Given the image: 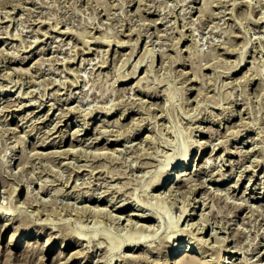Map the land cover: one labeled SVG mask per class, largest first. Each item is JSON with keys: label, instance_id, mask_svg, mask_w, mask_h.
<instances>
[{"label": "rangeland", "instance_id": "rangeland-1", "mask_svg": "<svg viewBox=\"0 0 264 264\" xmlns=\"http://www.w3.org/2000/svg\"><path fill=\"white\" fill-rule=\"evenodd\" d=\"M17 1L18 0H0V75L3 76V78L0 76V97H3L2 99L0 98V104H2L0 105V208L2 207L1 210L3 209L2 211L0 210V221L5 217L4 214L7 209L10 211L12 206L14 207L17 205V201L19 204L17 212L14 211L15 209L11 208V212L14 213H11L10 219H13H11L9 223L6 222L5 228L2 230L0 229V264H58L59 257L57 254H59L63 245L62 251L68 250V252H70V254L68 253V257L71 255V251L73 252L74 250L83 254H80V258L74 261L75 263L73 262L71 264H85L87 262L91 264H109L110 262L111 264H140L141 261V264H161L163 261L165 262V260H167L173 246L180 243L185 244L190 237L192 239L194 238L192 236L196 237V234L199 240L194 238L191 245L196 251L198 249L200 250H198V254L203 260H201L200 264H221V259L224 257L226 261H230L225 264H264V216L261 215L264 214V208H262L264 206V191L262 192V190H264V49H262L264 48V0ZM6 2L7 4L5 5L4 3ZM19 2H21L20 4L22 5H20ZM205 2L206 4H203ZM201 6L202 9L200 8ZM11 8H13V10ZM3 9L7 11L5 12ZM5 14L6 18L9 17V19H11H5ZM2 19L4 21H2ZM152 22L157 25L152 24ZM183 23L186 25H183ZM2 28H4L3 31H1ZM63 30L64 32H62ZM43 31L46 32L43 33ZM45 33L47 34L45 35ZM125 33L126 35H124ZM89 34H91V37ZM183 35H185L184 37L186 38L183 37L181 40L179 39V41L177 39L179 38L178 36L182 37ZM94 36L96 38L93 39ZM115 38L122 39L120 42L122 45H118V41L120 40H116ZM88 39H90V41ZM111 40L112 42H109ZM146 42L148 44H146ZM31 44L33 45L31 46ZM145 45L147 46L145 47ZM21 46L22 48L20 49ZM47 46L49 48H47ZM130 46L134 49L130 48ZM173 47L175 48L172 49ZM83 48L88 50L85 51ZM107 48L108 50H106ZM146 49H149L151 54L147 55L145 52ZM130 51L131 54L129 53ZM103 52L108 54L106 55V53L104 54ZM142 52H145L146 58L142 56L144 55ZM162 52L163 54H161ZM18 55L21 56L19 57ZM72 55L74 56L72 57ZM120 55L124 57L125 60L121 58ZM127 55H130L128 56L130 59H127ZM140 55L141 59L145 58V60L140 59L141 62L140 60L138 61ZM244 56L246 57L245 59H243ZM87 57L89 63L86 62ZM38 58L40 60L34 63ZM69 58H75V61L72 59L73 62ZM89 58H91V60H89ZM152 60L154 62H151ZM137 62L141 63V65L137 68L138 71L133 76L132 71L134 72L135 69L133 68L138 64ZM150 62L152 66L148 68V71L147 67L151 64ZM100 64L102 65L100 66ZM236 64H239L238 67ZM84 65L85 67H83ZM12 67L15 69H12ZM16 67H22L23 70H21V73L19 70L14 71L17 70ZM66 67L72 73L67 72V70H65ZM73 68L76 70L73 71ZM25 69H28L26 71L30 75ZM259 69H262V72ZM146 72L147 75L145 74ZM259 73L263 76H259ZM21 74L24 75V78H22L23 76ZM123 74L126 75L128 79ZM141 75L144 76V78L141 77ZM138 76L139 81L143 80L141 82V88H139L140 82H138L139 84L135 83V81H138ZM193 77L196 79L194 80ZM18 78H21L20 80L22 82ZM141 78L143 79L140 80ZM30 79L32 81H30ZM249 81L252 82L249 83ZM71 82L74 84L72 85ZM2 86H4L5 89H3ZM118 87L119 91L116 89ZM28 88L30 90H32V88L36 90L32 92ZM69 88H71V90ZM27 90L30 92H27ZM67 91L69 95L71 94L74 97H71V95L68 96ZM120 91L122 93H120ZM25 93L26 95L24 96ZM55 95L56 98L54 97ZM7 97H12L11 100L14 101L12 102L14 103L13 105L12 103L10 104L11 106L7 105L9 101ZM42 101L43 104L41 103ZM20 102L25 104H21ZM112 104L115 105L114 108ZM3 105L7 107L5 106L4 108ZM73 106L76 107L73 108ZM67 108L73 111L70 113L69 121L67 120L66 124L65 121L63 122L64 124L62 127L64 129L66 128V134L63 137V132L60 133V129L55 132L57 128H54V126L56 122L59 121V117L68 111ZM103 108L109 110L106 111L107 114H105L106 112ZM76 109L78 112L75 111ZM99 109H102V111L100 110L98 112ZM38 110L40 113L35 115V112ZM91 110H94L93 114ZM27 111L30 113H27ZM44 112L46 114H44ZM62 112L63 114H61ZM240 112L242 113L239 114ZM77 113L80 114V116H77ZM121 114L124 116L120 119L119 116H121ZM33 118H35V121H33ZM51 118L54 119L52 120ZM77 118L80 119L78 120ZM36 119H40V121H36ZM55 119H57V121ZM114 121L115 123L117 122L119 126L115 124ZM120 122H122V124H120ZM100 123H102L101 127ZM52 124L54 126H52ZM2 126L8 127L3 129ZM78 126H81V128ZM228 126H231V128ZM12 127L15 131L10 129ZM72 128L74 131L75 129H81V132H79L81 134L76 137V140H74L75 136H73ZM105 128H107V130ZM207 128L208 130L205 131ZM214 128L218 129V132H216L217 130ZM202 131L204 132L202 133ZM20 133L21 137L19 135ZM115 133H118L119 136ZM238 133L241 134L238 135ZM94 134L96 135L93 138L92 136ZM211 134L213 136H211ZM253 137H255V139ZM110 139H112V141H110ZM197 139H206L208 141L206 142L210 144H207L204 150L200 152L196 144ZM193 140L196 141L195 144L192 143L194 142ZM221 141L224 144L220 145ZM88 142L90 145H88ZM97 143L98 147L102 146L101 148H103L102 150L99 148V153L96 150ZM226 143L227 145L225 146ZM42 144L44 145L42 146ZM214 145H216L217 148H215V151H219L217 154H214L215 151L211 153ZM255 145L257 146L255 147ZM69 147H72V150H76H74L75 155L73 151L71 153L66 152L65 155L64 149L67 150ZM80 147L81 149H79ZM108 147L112 152L109 151ZM82 148H84V150ZM57 149L58 153L56 152ZM85 149L87 152L90 151V154H92L93 151L97 152L99 155L96 153H93L94 156L93 154L90 155L86 153ZM114 149L116 150L114 151ZM36 150L42 151L43 154L46 151L49 155L45 153L47 155L46 157L45 154L41 155L42 152L39 151L38 154L41 155L39 156ZM81 150H83L84 153L81 152ZM186 150L189 151L186 157L190 159L189 165L192 163L191 170L192 172L194 171V175L191 174L189 176L191 178L187 179L186 185L179 188L177 187L180 192L175 188L172 194L165 192L164 195L163 190L165 186L160 188V181L165 178L172 168L176 171L178 160L183 156ZM231 150L234 151V154L228 153ZM235 150L238 152H235ZM33 151L35 153H33ZM60 151H62V153ZM102 151H104L103 153L109 151L107 153L112 154V156L106 153L107 155L104 157L105 154L102 153V155H100ZM51 152L55 153L51 155ZM113 152L115 153L114 155ZM172 153L173 156L168 158L167 156ZM61 154H63V156H61ZM64 155L67 158H65ZM98 156L101 157L99 158ZM62 159L63 162H61ZM206 159H208V162L204 163ZM230 159L232 163L229 161ZM197 161L200 165L196 170L195 167H197V165L195 162ZM257 161L261 164L259 165ZM4 162L7 166L4 165ZM64 162L65 164H63ZM74 163L78 164L76 169ZM8 164L10 166H8ZM81 164L82 167L80 166ZM203 164L204 166H202ZM68 165L70 166L68 167ZM93 166L97 168L95 169ZM161 167L164 168V173L155 178L157 171ZM220 168L222 172H220ZM244 168L247 171L244 170ZM255 173L256 175L254 176L253 174ZM224 176L229 177L223 178ZM251 177H253L252 180H250ZM176 178V174L170 173L166 183L174 185L177 181L175 180ZM218 178L220 179L218 180ZM257 178V182L253 184ZM154 180H157L156 182L159 180V184ZM189 180L195 184L192 182L189 183ZM196 181H200V184H196ZM75 182L78 186L74 185ZM201 182L205 185L202 186ZM187 184H192V186ZM206 184L208 185L207 187ZM229 185L232 188L228 187ZM190 189H194V192ZM14 190L15 192H13ZM186 190L188 191L187 193ZM245 190L246 192H244ZM182 191H184L183 194ZM210 191L212 193H209ZM215 191L216 193L214 194L213 192ZM221 191H228L229 193L227 192L228 195H225V193L219 194ZM11 193L13 195H11ZM91 193L96 194L93 195ZM209 194L211 195L209 196ZM188 196L190 199L187 198ZM224 196H227V198ZM27 198L29 202L25 200ZM243 198L248 202H244ZM34 200L37 201V204L33 203ZM202 200L206 202L203 203ZM40 201L46 204H41ZM242 202L244 204L248 203L249 206L250 203L251 205L253 204L254 206L252 205V208L257 204V209L253 208V210H250L252 208H249L246 204L245 207L247 208H245L241 206V204H243ZM27 203H29V206ZM118 203H122L121 206H117ZM183 203L184 206H182ZM260 203H262V206L259 205ZM40 204L44 205L45 208L47 207V210L41 207ZM92 205L95 208L92 207ZM231 206L232 208H229ZM237 206L239 208H235ZM5 207L6 209H4ZM97 207H100V212L97 211ZM101 207L106 208V211ZM36 208L38 211H36ZM42 208H44L43 210L46 213L41 210ZM184 208H188L190 212L195 211V213L193 215H189L187 212L183 214ZM258 208L261 210V213ZM71 209L73 212L70 211ZM87 209H89V211ZM40 210L43 212L40 213ZM95 210L99 213H94L93 211ZM18 211L22 212V214L24 213V215H20ZM76 211L78 212L77 215L75 214ZM132 211L137 213L129 214V212L131 213ZM138 213H142V215L140 216ZM143 213H145V216ZM200 213H206L208 216H204V214L202 215ZM234 213H237V215H234ZM179 214L182 218H180ZM15 215H20V217H24L25 219L23 220V218L20 217L18 219L17 216L15 220ZM122 215L123 218H121ZM255 217H257V219ZM203 218H207V220H202ZM127 219H131L129 223L132 222L133 224H128ZM178 219L179 222L175 228L174 222ZM22 220L23 222L27 221L26 225ZM42 220L45 222L42 223ZM3 221H6V219ZM228 221L229 223H227ZM21 222L23 223L22 226ZM126 222L127 226L125 225ZM140 223H144V226ZM138 225L141 226L138 227ZM255 225H259L258 227L261 228V230ZM200 227L204 230L203 233L200 232L202 231ZM237 227L242 231L240 230V232ZM58 228L63 230L60 229L59 231ZM256 229L260 231H256ZM73 230L77 234H74ZM214 231L218 232V239ZM49 232L51 233L50 236ZM212 232H214V234ZM194 233L196 234L194 235ZM211 233L213 235H211ZM133 234L139 235L141 237L140 240L130 242L128 238ZM14 235L18 236L20 244L14 249L16 253L13 251L15 254H11L6 248L7 244L13 240ZM202 236H204L205 239L209 238V240H207L206 243H202V241H200ZM222 236L223 239L226 240L221 239ZM234 236L236 237L234 238ZM45 238L48 242L50 241V243L46 244V252L39 247L41 246L40 244L45 242ZM23 239H29L31 241L30 245L27 246L26 243H23ZM216 239L220 241V243L217 242ZM167 241L171 243L168 244ZM208 241L211 244L208 245ZM221 241L227 243L225 244L227 247ZM112 243L119 244V246L110 249ZM234 243L237 249L241 250L231 259L232 254L227 253V248H233V245H235ZM34 246L36 249H33ZM104 247H106V250ZM255 247L257 248L255 249ZM79 248L82 250H79ZM36 250H38V252ZM83 250L87 253L83 252ZM25 251H28V253ZM32 251H35L37 254ZM179 252H181V248L172 252V254L175 253L177 255ZM42 253L43 255L41 256ZM127 253L131 254L126 255L128 258L125 256ZM30 254L33 255L30 256ZM132 255L133 259L130 257ZM37 257H39V260ZM84 257L85 260H83ZM63 260L65 261L66 258ZM132 260L135 261L133 262ZM241 260L243 263L239 262ZM254 261L255 263H253Z\"/></svg>", "mask_w": 264, "mask_h": 264}, {"label": "bare ground", "instance_id": "bare-ground-1", "mask_svg": "<svg viewBox=\"0 0 264 264\" xmlns=\"http://www.w3.org/2000/svg\"><path fill=\"white\" fill-rule=\"evenodd\" d=\"M18 1H19V0H18ZM18 1H17V2H18ZM192 1H193V0H192ZM197 1H198V0H197ZM204 1H207V0H204ZM204 1H203V2H204ZM252 1H253V0H252ZM257 1H258V0H257ZM200 2H201V1H200ZM255 2H256V1H255ZM12 3H13V2H12ZM20 3H21V2H19V4H20ZM189 3H190V2H189ZM253 3H254V2H253ZM4 4L6 5L7 2L4 3ZM15 4H16V3H15ZM17 4H18V3H17ZM203 4H206V2L203 3ZM0 5H1V3H0ZM12 5H13V4H12ZM20 5H22V4H20ZM250 5H251V4H250ZM15 6H16V5H15ZM3 7H4V6H3ZM3 7H1V8H3ZM17 7H18V6H17ZM19 7H21V6H19ZM194 7H195V6H194ZM196 7H198V6H196ZM204 7H205V5H204ZM14 8H15V7H14ZM200 8L202 9V6H201ZM205 8H206V7H205ZM4 9H5V8H4ZM4 9H3V10H4ZM6 9H7V8H6ZM11 9L13 10V8H11ZM17 9H18V8H17ZM191 9H192V8H191ZM12 10H11V11H12ZM196 10H197V9H196ZM4 11L6 12L7 10H4ZM191 11H193V10H191ZM202 11H204V10H202ZM202 11H200V12H202ZM0 12H1V11H0ZM9 12H10V11H9ZM13 12H14V11H13ZM184 12H185V11H184ZM7 13H8V12H7ZM32 13H33V12H32ZM158 14H159V13H158ZM183 14H184V13H183ZM37 15H39V14H37ZM3 16H4V15H3ZM40 16H41V15H40ZM158 17H159V16H158ZM1 18H3V17H1ZM4 18H5V19H9V17L6 18V14H5V17H4ZM39 18H41V17H39ZM159 18H162V17L160 16ZM10 19H11V18H10ZM10 19H9V20H10ZM153 19H154V18H153ZM156 20H157V18H156ZM2 21H4V20L2 19ZM35 21H36V20H35ZM41 21H42V20H41ZM43 21H44V20H43ZM152 21H153V20H152ZM159 21H160V20H159ZM166 21H168V20H166ZM0 22H1V21H0ZM153 22H154V21H153ZM153 22H152V24H154ZM155 22H156V21H155ZM161 22H162V20H161ZM44 23H45V22H44ZM149 23H150V22H149ZM156 23H157V22H156ZM159 23H160V22H159ZM162 23H163V22H162ZM164 23H165V22H164ZM154 25H157V24H154ZM183 25H186V24L183 23ZM39 26H40V25H39ZM41 26H42V25H41ZM50 26H51V25H50ZM57 26H58V25H57ZM93 26H94V25H93ZM2 27H3V26H2ZM51 27H52V26H51ZM51 27H50V28H51ZM155 27H156V26H155ZM32 28H34V27H32ZM93 28H94V27H93ZM35 29H36V28H35ZM35 29H34V31H35ZM37 29H38V27H37ZM37 29H36V30H37ZM53 29H54V27H53ZM55 29H56V28H55ZM60 29H61V28H60ZM156 29H157V28H156ZM3 30H4V28H2L1 31H3ZM38 30H39V29H38ZM96 30H97V29H96ZM31 31H32V30H31ZM34 31H32V32H34ZM40 31H41V28H40ZM58 31H59V30H58ZM99 31H100V30H99ZM182 31H183V30H182ZM38 32H39V31H38ZM41 32H42V31H41ZM44 32H46V31H43V33H44ZM48 32H49V30H48ZM62 32H64V30H63ZM69 32H70V31H69ZM131 32H132V31H131ZM35 33H36V32H35ZM39 33H40V32H39ZM43 33H42V34H43ZM65 33H66V32H65ZM67 33H68V31H67ZM184 33H185V32H184ZM25 34H26V33H25ZM46 34H47V33H45V35H46ZM49 34H50V33H49ZM49 34H48V35H49ZM70 34H71V32H70ZM93 34H94V33H93ZM185 34H186V33H185ZM31 35H32V34H31ZM43 35H44V34H43ZM65 35H66V34H65ZM65 35H64V36H65ZM67 35H68V34H67ZM89 35H90V37H91V34H89ZM124 35H126V33H125ZM33 36H34V35H33ZM50 36H51V35H50ZM50 36H49V37H50ZM95 36H96V35H95ZM95 36L93 37V39L96 38ZM128 36H130V35H128ZM184 36H185V35H183L182 37H181V36H178L179 38H177V39H178V40H179V39L181 40ZM25 37H26V36H25ZM34 37H35V36H34ZM36 37H37V36H36ZM55 37H56V36H55ZM55 37H53V38H55ZM61 37H62V36H61ZM97 37H98V36H97ZM130 37H131V36H130ZM130 37H129V38H130ZM138 37H139V36H138ZM138 37H137V38H138ZM176 37H177V36H176ZM53 38H52V39H53ZM120 38H121V37H120ZM139 38H140V37H139ZM184 38H186V37H184ZM25 39H26V38H25ZM37 39H38V38H37ZM39 39H40V36H39ZM115 39H116V38H115ZM133 39H134V38H133ZM133 39H132V40H133ZM135 39H136V38H135ZM28 40H29V39H28ZM43 40H44V39H43ZM88 40L90 41V39H88ZM88 40H87V41H88ZM116 40H120V41H118V45L121 44L120 42H121L122 39H116ZM124 40H125V39H124ZM127 40H129V39H127ZM127 40H126V41H127ZM130 40H131V39H130ZM180 40H179V41H180ZM30 41H31V40H30ZM59 41H60V40H59ZM62 41H63V39H62ZM91 41H92V39H91ZM113 41H115V40H113ZM135 41H138V40H135ZM179 41H178V42H179ZM28 42H29V41H28ZM36 42H37V40H36ZM40 42H41V40H40ZM109 42H112V40L109 41ZM122 42H123V41H122ZM127 42H128V41H127ZM127 42H126V43H127ZM26 43H27V41H26ZM30 43H31V42H30ZM30 43H29V44H30ZM32 43H34V42H32ZM59 43H60V42H59ZM63 43H64V42H63ZM68 43H69V42H68ZM124 43H125V42H124ZM37 44H38V43H37ZM61 44H62V43H61ZM101 44H102V43H101ZM106 44H107V43H106ZM116 44H117V43H116ZM146 44H148V43L146 42ZM150 44H151V42H150ZM178 44H179V43H178ZM178 44H177V45H178ZM20 45H21V44H20ZM24 45H25V44H24ZM24 45H22V46H24ZM32 45H33V44H31V46H32ZM39 45H40V44H39ZM58 45H59V44H58ZM85 45H86V44H85ZM121 45H122V44H121ZM128 45H129V44H128ZM130 45H131V44H130ZM177 45H176V46H177ZM22 46L20 47V49L22 48ZM27 46H28V45H27ZM133 46H134V45H133ZM135 46H136V45H135ZM146 46H147V45H145V47H146ZM173 46H174V45H173ZM176 46H175V47H176ZM24 47H25V46H24ZM29 47H30V46H29ZM149 47H151V46H149ZM175 47H173L172 49H174ZM228 47H229V46H228ZM228 47H226V48H228ZM44 48H45V47H44ZM44 48H43V49H44ZM47 48H49V47L47 46ZM81 48H82V47H81ZM90 48H91V47H90ZM108 48H109V47H108ZM108 48H107L106 50H108ZM130 48H133V47L130 46ZM176 48H178V47H176ZM223 48H224V47H223ZM23 49H24V48H23ZM27 49H29V48H27ZM41 49H42V47H41ZM83 49H84V48H83ZM83 49H82V50H83ZM88 49H89V47H88ZM88 49H86V50H88ZM95 49H96V48H95ZM133 49H134V48H133ZM153 49H154V48H153ZM179 49H180V48H179ZM262 49H264V48H262ZM0 50H1V49H0ZM84 50H85V49H84ZM84 50H83V51H84ZM86 50H85V51H86ZM162 50H163V49H162ZM175 50H176V49H175ZM181 50H182V49H181ZM181 50H180V51H181ZM228 50H230V49H228ZM228 50H227V51H228ZM26 51H27V50H26ZM40 51H41V50H40ZM89 51H90V49H89ZM99 51H100V50H99ZM102 51H103V50H102ZM115 51H116V50H115ZM132 51H133V50H132ZM160 51H161V50H160ZM176 51H177V50H176ZM180 51H179V52H180ZM230 51H231V50H230ZM6 52H7V51H6ZM41 52H42V51H41ZM117 52H118V51H117ZM120 52H121V51H120ZM145 52L147 53V55H148V54H151V51H150L149 49H148V50L146 49ZM145 52H144V53H145ZM163 52H165V51H163ZM163 52H162L161 54H163ZM179 52H178V53H179ZM103 53L105 54L106 52H103ZM103 53H102V56H103ZM129 53L131 54V51H130ZM142 53H143V52H142ZM142 53H141V55H142ZM144 53H143V54H144ZM180 53H181V52H180ZM228 53H229V52H228ZM231 53H232V52H231ZM2 54H3V53H2ZM18 54H19V53H18ZM84 54H85V53H84ZM107 54H108V53H106V55H107ZM127 54H128V53H127ZM75 55H76V54H75ZM121 55H122V54H121ZM121 55H120V57H121ZM125 55H126V53H125ZM141 55L139 56L138 61L141 59ZM4 56H5V55H4ZM18 56H19V55H18ZM20 56H21V55H20ZM20 56H19V57H20ZM73 56H74V55H72V57H73ZM76 56H77V55H76ZM123 56H124V53H123ZM128 56H130V55H127V59H130V58H128ZM142 56H145V54L142 55ZM6 57H7V56H6ZM16 57H17V56H16ZM22 57H23V56H22ZM27 57H28V56H27ZM105 57H106V56H105ZM105 57H104V58H105ZM107 57H108V56H107ZM120 57H119V58H120ZM2 58H3V56H2ZM83 58H84V57H83ZM91 58H92V57H91ZM91 58H89V60H91ZM119 58H118V59H119ZM121 58L124 59V57H121ZM125 58H126V57H125ZM145 58H146V56H145ZM145 58H143V59L145 60ZM245 58H246V57L244 56L243 59H245ZM25 59H26V58H25ZM67 59H68V58H67ZM69 59H71V58H69ZM72 59H73V58H72ZM72 59H71V61H73V60L75 61V58H74L73 60H72ZM143 59H141V60H143ZM2 60H3V59H2ZM5 60H6V59H5ZM18 60H19V58H18ZM39 60H40V59L38 58V59L36 60V62H34V63H37ZM65 60H66V59H65ZM84 60H85V59H84ZM87 60H88V57H87V59H86V62L89 63V61H87ZM106 60H107V59H106ZM124 60H125V59H124ZM141 60H140V62H141ZM7 61H9V60H7ZM22 61H23V60H22ZM68 61H69V60H68ZM74 61H73V62H74ZM102 61H103V58H102ZM127 61H128V60H127ZM127 61H126V62H127ZM65 62H66V61H65ZM84 62H85V61H84ZM103 62H104V61H103ZM103 62H101V63H103ZM126 62H125V63H126ZM151 62H154V61L152 60ZM151 62H150V63H151ZM62 63H64V62H62ZM69 63H70V62H69ZM97 63H99V62H97ZM97 63H96V64H97ZM125 63H124V64H125ZM135 63H136V62H135ZM135 63H134V65H135ZM137 63H138V64L135 65V68H133V69H135L134 72L132 71V75H133V76H134V75L136 74V72L138 71L137 68L141 65V63H139V62H137ZM239 63H240V62H239ZM65 64H66V63H65ZM147 64H148V63H147ZM4 65H5V64H4ZM35 65H36V64H35ZM86 65H87V64H86ZM101 65H102V64H100V66H101ZM104 65H105V63H104ZM104 65H103V66H104ZM106 65H107V64H106ZM148 65H149V64H148ZM238 65H239V64H238ZM238 65L236 64L237 67H238ZM8 66H10V65H8ZM33 66H34V65H33ZM65 66H66V65H65ZM150 66H152V63L147 67V70H148V68H149ZM209 66H210V65H209ZM236 66H235V68H236ZM27 67H28V66H27ZM83 67H85V65H84ZM141 67H142V66H141ZM207 67H208V66H207ZM23 68H25V67H23ZM28 68H29V67H28ZM249 68H250V67H249ZM251 68H252V66H251ZM12 69H15V68L12 67ZM16 69H17V70H14V71H18V70H19L20 73H21V70H23L22 67H16ZM69 69H70V68H69ZM71 69H72V68H71ZM77 69H78V68H77ZM26 70H28V69H25V71H26ZM65 70H67V72H71V71L68 70L67 67H66ZM74 70H76V69L73 68V71H74ZM259 70H260V69H259ZM259 70H258V71H259ZM261 70H262V69H261ZM261 70H260V71H261ZM1 71H2V70H1ZM5 71H6V70H5ZM25 71H24V72H25ZM148 71H149V70H148ZM148 71H147V72H148ZM256 71H257V70H256ZM258 71H257V72H258ZM260 71H259V72H260ZM22 72H23V71H22ZM26 72H27V71H26ZM147 72L145 73L146 75H147ZM257 72H256V73H257ZM261 72H262V71H261ZM4 73H5V72H4ZM11 73H12V72H11ZM13 73H14V72H13ZM27 73H28V72H27ZM27 73H26V74H27ZM30 73H31V72H30ZM71 73H72V72H71ZM5 74H6V73H5ZM5 74H4V75H5ZM15 74H16V73H15ZM28 74H29V73H28ZM28 74H27V75H28ZM130 74H131V72H130ZM9 75H11V74H9ZM21 75H22V74H21ZM29 75H30V74H29ZM123 75H124V74H123ZM123 75H122V76H123ZM127 75H128V74H127ZM132 75H131V76H132ZM252 75H253V74H252ZM260 75H261V73H259V76H260ZM0 76H1V75H0ZM5 76H6V75H5ZM5 76H4V77H5ZM11 76H12V75H11ZM19 76H20V75H19ZM22 76H23V77H22ZM22 76H20V77L24 78V75H22ZM31 76H32V74H31ZM33 76H34V75H33ZM124 76H126V75H124ZM259 76H258V77H259ZM262 76H263V75H261V77H262ZM1 77L3 78V76H1ZM9 77H10V76H9ZM26 77H27V76H26ZM126 77H127V76H126ZM126 77H125V78H126ZM129 77H130V76H129ZM141 77L144 78V76H142V75H141ZM145 77H146V76H145ZM196 77H197V76H196ZM261 77H260V78H261ZM118 78H119V77H118ZM133 78H134V77H133ZM143 78H141L140 80H142ZM193 78H194V80L196 79L195 77H193ZM250 78H252V77H250ZM253 78H255V77H253ZM18 79L20 80L21 78H18ZM18 79H17V80H18ZM31 79H32V78H31ZM31 79H30V81H32ZM127 79H128V77H127ZM17 80H16V82L18 83L19 80H18V81H17ZM22 80H24V79H22ZM33 80H35V79H33ZM20 81H21V80H20ZM20 81H19V82H20ZM116 81H117V79H116ZM116 81H115V83H116ZM142 81H143V80H142ZM142 81H139V76H138V81H137V82L135 81L136 84H139L138 82H140V87H139V88H141V85H142L141 82H142ZM252 81H253V79H252ZM252 81H249V83H251ZM16 82H15V83H16ZM21 82H22V81H21ZM23 82H24V81H23ZM73 82H74V81H73ZM73 82H71L72 85L74 84ZM17 83H16V84H17ZM27 83H28V82H27ZM33 83H34V81H33ZM52 83H54V82H52ZM132 83H133V82H132ZM133 84H134V83H133ZM22 85H23V84H22ZM29 85H30V84H29ZM13 86H14V85H13ZM129 86H130V85H129ZM132 86H135V85H132ZM138 86H139V85H138ZM2 87H3V89H5L4 86H2ZM14 87H15V86H14ZM19 87H20V86H19ZM19 87H18V88H19ZM25 87H26V86H25ZM126 87H127V86H126ZM21 88H22V87H21ZM29 88H30V87H29ZM29 88H28V89H29ZM60 88H61V87H60ZM121 88H122V86H121ZM135 88H136V87H135ZM0 89H1V88H0ZM10 89H11V88H10ZM57 89H58V88H57ZM67 89H68V88H67ZM69 89L71 90V88H69ZM116 89L119 91V87L116 88ZM124 89H125V88H124ZM128 89H129V88H128ZM190 89H191V88H190ZM29 90H30V89H29ZM29 90H27V92H30V91L33 92L34 89L32 88V90H30V91H29ZM35 90H36V89H35ZM35 90H34V92H35ZM120 90H121V89H120ZM125 90H126V89H125ZM139 90H140V89H139ZM141 90H142V89H141ZM18 91H19V90H18ZM51 91H52V90H51ZM72 91H73V90H72ZM121 91H122V90H121ZM121 91H120V93L123 92V91H122V92H121ZM27 92H26V93H27ZM67 92H68V91H67ZM126 92H127V91H126ZM26 93L24 94V96L26 95ZM50 93H51V92H50ZM53 93H54V91H53ZM62 93H63V92H62ZM74 93H75V92H74ZM123 93H124V92H123ZM134 93H135V92H134ZM22 94H23V93H22ZM27 94H28V93H27ZM51 94H52V93H51ZM66 94H67V93H66ZM75 94H76V93H75ZM75 94H74V95H75ZM198 94H199V92H198ZM13 95H14V94H13ZM43 95H44V94H43ZM45 95H46V93H45ZM59 95H61V94H59ZM70 95H71V94H70ZM70 95H69V92H68V96H70ZM18 96H19V95H18ZM24 96H23V97H24ZM36 96H37V94H36ZM47 96H49V95H47ZM19 97H20V96H19ZM45 97H46V96H45ZM45 97H44V98H45ZM50 97H51V96H50ZM54 97L56 98V95H55ZM60 97H61V96H60ZM71 97H74V96L71 95ZM71 97H70V98H71ZM75 97H76V95H75ZM0 98L2 99L3 97H0ZM7 98H9V101H8L7 105H10L12 102H14V101L11 100L12 97H11V98H10V97H7ZM13 98H14V97H13ZM16 98H18V97H16ZM47 98H48V97H47ZM68 98H69V97H68ZM68 98H67V99H68ZM25 99H26V98H25ZM28 99H29V98H28ZM30 99H31V97H30ZM38 99H39V97H38ZM41 99H42V97H41ZM52 99H53V97H52ZM22 100H23V99H22ZM44 100H45V99H44ZM71 100H72V98H71ZM195 100H196V99H195ZM18 101H19V100H18ZM68 101H69V100H68ZM22 102H23V101H22ZM22 102H20V103H21V104H25V103H22ZM27 102H28V101H27ZM29 102H30V101H29ZM37 102H39V101H37ZM49 102H50V101H49ZM3 103H4V102H3ZM5 103H6V102H5ZM35 103H36V101H35ZM41 103L43 104V101H42ZM47 103H48V102H47ZM67 103H68V102H67ZM13 104H14V103H12V105H13ZM21 104H20V106H21ZM42 104H41V105H42ZM48 104H49V103H48ZM53 104H54V103H53ZM0 105H2V104H0ZM29 105H30V104H29ZM41 105H40V106H41ZM112 105H113V104H112ZM3 106H4V105H3ZM5 106H6V105H5ZM5 106H4V108H5ZM10 106H11V105H10ZM15 106H16V105H15ZM18 106H19V105H18ZM20 106H19V107H20ZM22 106H25V105H22ZM27 106H28V105H27ZM31 106H32V105H31ZM42 106H43V105H42ZM50 106H51V105H50ZM6 107H7V106H6ZM13 107H14V106H13ZM52 107H54V106H52ZM70 107H71V106H70ZM70 107H69V108H70ZM75 107H76V106H75ZM75 107L73 106V108H75ZM105 107H107V106H105ZM110 107H112V106H110ZM114 107H115V105H113V108H114ZM0 108H1V107H0ZM4 108H2V109H4ZM9 108H11V107H9ZM17 108H18V107H17ZM20 108H21V107H20ZM61 108H62V107H61ZM64 108H66V107H64ZM113 108H110V109H113ZM32 109H33V108H32ZM39 109H40V108H39ZM48 109H49V108H48ZM67 109H68V108H67ZM95 109H97V108H95ZM103 109H104L105 112H106V111H109L107 108H106V110H105V108H103ZM11 110H13V109H11ZM14 110H15V109H14ZM50 110H51V109H50ZM65 110H66V109H65ZM65 110H64V111H65ZM100 110L102 111V109H99L98 112H99ZM125 110H126V109H125ZM1 111H2V110H1ZM35 111H36V110H35ZM72 111H73V110H69V109H68V111H66L64 114H63V112H62L61 114H63V115L59 117V121L56 122V125L54 126V125L52 124V126H54V128H57L55 132H57L59 129H60V133L63 132V133H62V136H63V137H64L65 134H66V128L64 129V128L62 127V125L64 124L63 122L65 121V124H66V121H67L68 119H70V113H71ZM75 111H77V109H76ZM75 111H74V112H75ZM110 111H111V110H110ZM5 112H6V111H5ZM28 112H29V111H27V113H28ZM31 112H33V111H31ZM45 112H46V111H45ZM45 112H44V114H46ZM50 112H51V111H50ZM77 112H78V111H77ZM79 112H80V110H79ZM89 112H90V111H89ZM89 112H88V113H89ZM91 112H92V114H93L94 110H93V111L91 110ZM122 112H123V111H122ZM232 112H233V111H232ZM2 113H3V112H2ZM6 113H7V112H6ZM27 113H25V114H27ZM29 113H30V112H29ZM39 113H40V111L38 110L37 112H35V115H36V114H39ZM80 113H81V112H80ZM82 113H83V112H82ZM125 113H126V112H125ZM234 113H236V112H234ZM241 113H242V112H240L239 114H241ZM17 114H18V113H17ZM25 114H24V119H25ZM77 114H78V113H77ZM92 114H91V115H92ZM105 114H107V112H106ZM5 115H6V114H5ZM7 115H8V114H7ZM41 115H42V114H41ZM75 115H76V114H75ZM85 115H88V114H85ZM85 115H83V116H85ZM1 116H2V115H1ZM8 116H9V115H8ZM13 116H14V115H13ZM73 116H74V115H73ZM77 116H80V114H78ZM81 116H82V115H81ZM122 116H124V115L121 114V116H119V118H120V119L123 118ZM21 117H22V115H21ZM27 117H28V116H27ZM27 117H26V118H27ZM35 117H37V116H35ZM39 117H40V116H39ZM39 117H38V118H39ZM44 117H45V116H44ZM46 117H47V116H46ZM75 117H76V116H75ZM85 117H86V116H85ZM85 117H84V118H85ZM116 117H118V116H116ZM242 117H243V114H242ZM242 117H241V118H242ZM0 118H1V117H0ZM40 118H41V117H40ZM100 118H101V117H100ZM125 118H126V117H125ZM132 118H133V117H132ZM132 118H131V120H132ZM241 118H240V119H241ZM31 119H32V118H31ZM34 119H35V118H33V121H35ZM41 119H42V118H41ZM51 119H52V118H51ZM53 119H54V118H53ZM53 119H52V120H53ZM57 119H58V118H57ZM57 119H55V120L57 121ZM77 119H78V118H77ZM79 119H80V118H79ZM79 119H78V120H79ZM81 119H82V118H81ZM104 119H105V118H104ZM114 119H115V118H114ZM117 119H118V118H117ZM120 119H119V120H120ZM243 119H244V118H243ZM20 120H21V119H20ZM29 120H30V119H29ZM52 120H51V121H52ZM55 120H54V121H55ZM73 120H74V119H73ZM102 120H103V119H102ZM0 121H1V119H0ZM30 121H31V120H30ZM36 121H40V119H39V120L36 119ZM41 121H42V120H41ZM68 121H69V120H68ZM81 121H82V120H81ZM84 121H86V120H84ZM115 121H116V120H115ZM115 121H114V123H115ZM117 121H118V120H117ZM241 121L245 122L244 120H241ZM4 122H5V120H4ZM105 122H106V121H105ZM108 122H109V121H108ZM5 123H6V122H5ZM35 123H36V122H35ZM50 123H51V122H50ZM54 123H55V122H54ZM85 123H86V122H85ZM87 123H88V122H87ZM109 123H110V122H109ZM118 123H119V122H118ZM234 123H236V122H234ZM240 123H241V122H240ZM6 124H7V123H6ZM17 124H18V123H17ZM45 124H46V123H45ZM67 124H68V123H67ZM76 124H77V122H76ZM79 124H80V123H79ZM79 124H78V125H79ZM106 124H107V122H106ZM115 124H117V122H116ZM120 124H122V122H120ZM124 124H125V123H124ZM241 124H243V123H241ZM19 125H20V124H19ZM48 125H49V124H48ZM101 125H102V123H100V127H101ZM112 125H113V124H112ZM112 125H110V126H112ZM117 125H118V124H117ZM233 125H234V124H233ZM29 126H30V125H29ZM37 126H38V125H37ZM39 126H40V125H39ZM44 126H45V125H44ZM84 126H86V125H84ZM110 126H109V127H110ZM114 126H115V125H114ZM118 126H119V125H118ZM120 126H121V125H120ZM234 126H235V125H234ZM234 126H233V127H234ZM5 127H8V126H5ZM5 127L2 126L3 129H5ZM15 127H16V126H15ZM32 127H35V126H32ZM49 127H50V125H49ZM78 127H79V126H78ZM87 127H88V125H87ZM102 127H103V126H102ZM105 127H106V126H105ZM210 127H211V126H210ZM228 127H229V126H228ZM38 128H39V127H38ZM45 128H46V127H45ZM76 128H77V126H76ZM79 128H81V126H80ZM212 128H213V127H212ZM229 128H231V126H230ZM10 129L14 130L13 127L10 128ZM16 129H17V127H16ZM30 129H31V128H30ZM32 129H33V128H32ZM42 129H43V128H42ZM72 129H73V128H72ZM105 129L107 130V128H105ZM108 129H109V128H108ZM200 129H201V128H200ZM209 129H210V128H209ZM214 129H215V128H214ZM214 129H213V130H214ZM33 130H34V129H33ZM39 130H40V129H39ZM80 130H81V129H80ZM80 130H79V129H75V131H74V129H73V131H72L73 134H74L73 136H75V137H74V138H75L74 140H76V139H77L76 137H77L79 134H81V133H79V132H81ZM106 130H103V131H106ZM109 130H110V129H109ZM109 130H108V131H109ZM113 130H114V129H113ZM113 130H112V131H113ZM117 130H118V129H117ZM203 130H204V129H203ZM207 130H208V128L205 129V131H207ZM210 130H212V129H210ZM215 130H217L216 132H218V129H215ZM226 130H227V129H226ZM14 131H15V130H14ZM99 131H100V130H99ZM26 132H27V131H26ZM69 132H70V131H69ZM96 132H97V131H96ZM101 132H102V131H101ZM203 132H204V131H202V133H203ZM209 132H210V131H209ZM211 132H213V131H211ZM37 133H38V132H37ZM97 133H98V132H97ZM102 133H103V132H102ZM107 133H108V132H107ZM16 134H17V133H16ZM38 134H39V133H38ZM41 134H42V133H41ZM44 134H45V133H44ZM56 134H57V133H56ZM100 134H101V133H100ZM100 134H99V135H100ZM109 134H110V132H109ZM112 134H113V133H112ZM115 134L118 135V133H115ZM213 134H214V133H213ZM239 134H241V133H238V135H239ZM19 135H20V137H21V133H20ZM23 135H24V134H23ZM51 135H52V133H51ZM95 135H96V134H94L92 137L94 138ZM99 135H98V136H99ZM103 135H104V134H103ZM107 135H108V134H107ZM120 135H121V134H120ZM207 135H208V134H207ZM36 136H39V135H36ZM36 136H35V137H36ZM55 136H56V135H55ZM101 136H102V134H101ZM118 136H119V135H118ZM203 136H204V135H203ZM208 136H209V135H208ZM211 136H213V135L211 134ZM23 137H25V136H23ZM41 137H42V136H41ZM41 137H40V138H41ZM88 137H89V136H88ZM102 137H103V136H102ZM106 137H108V136H106ZM110 137H112V136H110ZM110 137H109V138H110ZM116 137H117V136H116ZM116 137H115V138H116ZM215 137H216V136H215ZM43 138H44V137H43ZM47 138H48V137H47ZM51 138H52V137H51ZM72 138H73V137H72ZM90 138H91V136H90ZM98 138H99V137H98ZM98 138H97V139H98ZM212 138H213V137H212ZM253 138L255 139V137H253ZM25 139H27V138H25ZM38 139H39V137H38ZM54 139H56V138H54ZM61 139H62V138H61ZM61 139H60V140H61ZM88 139H89V138H88ZM97 139H96V141H97ZM112 139H113V138H112ZM112 139H110V141H112ZM46 140H47V139H46ZM48 140H49V138H48ZM50 140H51V139H50ZM52 140H53V139H52ZM62 140H63V139H62ZM78 140H79V139H78ZM89 140H90V139H89ZM89 140H88V141H89ZM92 140H93V139H92ZM108 140H109V139H108ZM113 140H114V139H113ZM119 140H120V138H119ZM195 140H196V138H195ZM195 140H193L194 142H192V143L195 144V142H196ZM210 140H211V139H210ZM63 141H64V140H63ZM80 141H81V140H80ZM99 141H100V140H99ZM206 141H207L206 139H205V140H204V139H197V142H199V143L196 142L197 147H198V151L202 152V151L204 150L205 146H206L207 144H210V143H207L208 141H207V142H206ZM252 141H254V140H252ZM83 142H84V141H83ZM86 142H87V141H86ZM91 142H92V141H91ZM209 142H210V141H209ZM212 142H213V140H212ZM221 142H222V141H221ZM221 142H220V145H221V144H224L223 142H222V143H221ZM256 142H257V141H256ZM44 143H45V141H44ZM55 143H56V142H55ZM60 143H61V142H60ZM60 143H58V144H60ZM79 143H80V142H79ZM88 143H89V142H88ZM113 143H114V142H113ZM218 143H219V142H218ZM227 143H229V142H227ZM227 143L225 144V146L227 145ZM252 143H253V142H252ZM39 144H41V143H39ZM61 144H62V143H61ZM76 144H77V143H76ZM86 144H87V143H86ZM43 145H44V144H42V146H43ZM71 145H74V144H71ZM88 145H90V143H89ZM88 145H87V146H88ZM92 145H93V144H92ZM45 146H46V145H45ZM77 146H78V145H77ZM77 146H76V147H77ZM94 146H95V144H94ZM130 146H131V145H130ZM209 146H210V145H209ZM230 146H231V145H230ZM235 146H236V145H235ZM256 146H257V145H255V147H256ZM23 147H24V146H23ZM52 147H53V146H52ZM73 147H74V146H73ZM89 147H90V146H89ZM91 147H92V146H91ZM101 147H102V146H101ZM101 147H98V143H97V146H96L97 149H96V150H97L98 153H99L98 150H99V148H101ZM237 147H238V146H237ZM252 147H254V146H252ZM34 148H36V147H34ZM34 148H33V149H34ZM65 148H67V147H65ZM71 148H72V147H71ZM71 148L69 147L67 150H65L64 148H61V149H64V151H65V155H66V152H67V153H69V152L71 153L72 151L74 152L73 154L75 155V151H76V150L74 149V150H75V151H74V150H72L73 148H72V149H71ZM105 148H106V147H105ZM108 148H109V147H108ZM194 148H195V147H194ZM215 148H216V145L213 146V150L211 151V153H214L213 151H215ZM243 148H244V147H243ZM61 149H60V150H61ZM79 149H81V147H80ZM82 149L84 150V148H82ZM102 149H103V148H101L100 150H102ZM116 149H117V148H116ZM116 149H114V151H115ZM118 149H119V148H118ZM216 149H217V148H216ZM236 149H237V148H236ZM240 149H241V148H240ZM252 149H253V148H252ZM254 149H255V148H254ZM257 149H258V148H257ZM26 150H27V149H26ZM83 150H81V152L84 153ZM85 150H86V149H85ZM96 150H95V151H96ZM107 150H108V149H107ZM232 150H233V149H232ZM232 150L229 151L228 153H233L234 151H232ZM243 150H246V149H243ZM248 150H249V149H248ZM31 151H32V149H31ZM31 151H28V152H31ZM34 151H35V150H34ZM34 151H33V153H35ZM37 151H38V150H36V153H37V155H39V156L44 155L45 153L49 155V153H47L46 151H45V153L43 154V152L39 150L40 152H42L41 155L38 154L39 151H38V152H37ZM51 151H54V150H51ZM55 151H56V150H55ZM64 151H63V152H64ZM77 151H78V150H77ZM104 151H106V150H104ZM104 151L100 152V153H101L100 155H102V153H103ZM109 151L112 152V150H110V148H109ZM109 151H107V152H109ZM249 151H252V150H249ZM258 151H259V150H258ZM49 152H50V151H49ZM56 152L58 153V149H57ZM60 152L62 153V151H60ZM78 152H79V151H78ZM89 152H90V151H89ZM89 152H87V150H86V153L90 154ZM97 152H93V151H92V154H93V153L98 154ZM107 152L103 153V154H105L104 157H105L107 154H108V155L110 154V153H107ZM188 152H189V151H187V150L184 151L183 156H181V158L178 160L179 162H178V165H177V169H176V171L174 170V168H172L173 170L171 169V171H170L169 173H167V175L165 176V178L162 179V180L160 181V188H162V187L165 186V189L163 190L164 195H165V192H166V193L169 192L168 194H172V192L175 190V188H177V187L179 188V187H182V186L186 185V181H187V179H188V178H191V177H189V176H190L191 174L194 173V171L192 172V170H191V168H192V163H191V165H189V160H190V159L186 157V156H188V155H187ZM217 152H219V151L216 150L214 154H217ZM235 152H238V151L235 150ZM239 152H240V151H239ZM252 152H254V151H252ZM52 153L54 154L55 152H51V155H52ZM106 153H107V154H106ZM247 153H248V152H247ZM46 154H45V156L47 157ZM79 154H81V153H79ZM92 154H90V155H92ZM96 154H95V156H96ZM114 154H115V153L113 152V155H114ZM224 154H225V152H224ZM233 154H234V153H233ZM239 154H240V153H239ZM243 154H244V152H243ZM245 154H246V152H245ZM250 154H251V153H250ZM65 155H64V157H65ZM67 155H68V154H67ZM77 155H78V153H77ZM98 155H99V154H98ZM211 155H212V154H211ZM218 155H219V154H218ZM222 155H223V154H222ZM222 155H221V158H222ZM241 155H242V151H241ZM251 155H252V154H251ZM251 155H250V156H251ZM253 155H254V153H253ZM9 156H10V155H9ZM12 156H13V155H12ZM12 156H11V157H12ZM59 156H60V155H59ZM61 156H63V154H61ZM61 156H60V157H61ZM88 156H89V155H88ZM93 156H94V154H93ZM110 156H112V154H110ZM172 156H173V153H172L171 155L167 156V157H168V158H171ZM219 156H220V155H219ZM230 156H231V155H230ZM247 156H248V155H247ZM247 156H246V157H247ZM64 157H63V158H64ZM71 157H72V156H71ZM73 157H74V156H73ZM98 157H99V156H98ZM98 157H97V158H98ZM100 157H101V156H100ZM100 157H99V158H100ZM102 157H103V156H102ZM197 157H198V155H197ZM243 157H244V156H243ZM65 158H67V157H65ZM69 158H70V157H69ZM91 158H92V157H91ZM215 158H216V157H215ZM219 158H220V157H219ZM221 158H220V159H221ZM226 158H227V157H226ZM241 158H242V157H241ZM12 159H13V158H12ZM12 159H11V160H12ZM88 159H90V158H88ZM88 159H87V160H88ZM208 159H209V158H208ZM208 159H206L204 163H207V162H208ZM222 159H223V158H222ZM224 159H225V158H224ZM6 160H7V159H6ZM235 160H236V159H235ZM7 161H8V160H7ZM7 161H6V162H7ZM92 161H93V160H92ZM95 161H96V159H95ZM195 161H196V158H195ZM210 161H213V160H210ZM210 161H209V162H210ZM229 161H231V159H230ZM233 161H234V160H233ZM245 161H246V160H245ZM258 161H259V159H258ZM258 161H257V162H258ZM260 161H263V160H260ZM61 162H63V159H62ZM72 162H73V161H72ZM213 162H214V161H213ZM225 162H226V161H225ZM242 162H243V161H242ZM242 162H241V163H242ZM257 162H256V163H257ZM67 163H68V162H67ZM69 163H70V162H69ZM195 163H196V165H197V167H195L196 170H197V169H198V166L200 165V163H199L198 161L195 162ZM211 163H212V162H211ZM231 163H232V161H231ZM236 163H237V162H236ZM239 163H240V160H239ZM256 163H255V164H256ZM258 163H259V165L261 164L260 162H258ZM6 164H7V163H6ZM63 164H65V162H64ZM229 164H230V163H229ZM233 164H234V162H233ZM242 164H243V163H242ZM4 165H5V162H4ZM66 165H67V164H66ZM72 165H73V164H72ZM97 165H98V164H97ZM215 165H216V164H215ZM217 165H218V163H217ZM230 165H231V164H230ZM234 165H235V164H234ZM234 165H233V166H234ZM240 165H241V164H240ZM245 165H246V164H245ZM249 165H250V164H249ZM249 165H247V166H249ZM5 166H7V165H5ZM8 166H10V165L8 164ZM69 166H70V165H68V167H69ZM74 166H75V169H76V166H78V164H75V163H74ZM80 166L82 167V164H81ZM90 166H91V164H90ZM95 166H96V165H95ZM98 166H99V165H98ZM141 166H142V164H141ZM145 166H146V165H145ZM202 166H204V164H203ZM211 166H212V165H211ZM221 166H223V165H221ZM253 166H254V165H253ZM255 166H256V165H255ZM72 167H73V166H72ZM142 167H143V166H142ZM240 167H241V166H240ZM93 168H95V167L93 166ZM96 168H97V167H96ZM96 168H95V169H96ZM195 168H194V170H195ZM215 168H216V166H215ZM217 168H218V167H217ZM246 168H247V167H246ZM251 168H253V167H251ZM251 168H250V169H251ZM73 169H74V168H73ZM79 169H81V168H79ZM79 169H78V170H79ZM83 169H84V168H83ZM85 169H86V168H85ZM233 169H234V167H233ZM233 169H232V171H233ZM253 169H255V168H253ZM12 170H13V169H12ZM93 170H94V169H93ZM169 170H170V169H169ZM196 170H195V171H196ZM244 170H246V169L244 168ZM248 170H249V169H248ZM163 171H164V168L161 167V168L157 171V173H156V175H155V178H156L157 176H159V175L161 176V174L164 173ZM167 171H168V170H167ZM200 171H201V170H200ZM200 171H199V172H200ZM203 171H204V170H203ZM246 171H247V170H246ZM220 172H222L221 168H220ZM220 172H219V173H220ZM170 173H173V174H176V175H177V178L175 179V180H177V181H176V183L174 184L175 186H174V185H171V183H166V180L168 179ZM232 173H233V172H232ZM232 173H231V174H232ZM165 174H166V173H165ZM198 174H199V173H198ZM241 174H242V170H241ZM241 174H240V175H241ZM193 175H194V174H193ZM234 175H235V174H234ZM253 175L255 176L256 173L253 174ZM1 176H2V175H1ZM196 176H197V174H196ZM220 176H221V175H220ZM222 176H223V175H222ZM230 176H231V175H230ZM241 176H242V175H241ZM251 176H252V175H251ZM262 176H263V175H262ZM70 177H71V176H70ZM192 177H193V176H192ZM225 177H229V176H224L223 178H225ZM238 177H239V176H238ZM242 177H243V176H242ZM198 178H199V176H198ZM211 178H212V177H211ZM261 178H262V177H261ZM261 178H260V179H261ZM153 179H154V178H153ZM159 179H160V178H159ZM194 179H195V178H194ZM194 179H193V180H194ZM196 179H197V178H196ZM219 179H220V178H218V180H219ZM237 179H238V178H237ZM252 179H253V177H251L250 180H252ZM262 179H263V178H262ZM191 180H192V179H191ZM215 180H216V179H215ZM240 180H241V179H240ZM257 180H258V178L255 179V181L253 182V184L256 183ZM154 181H155V180H154ZM156 181H157V180H156ZM156 181H155V182H156ZM201 181H202V179H201ZM68 182H69V181H68ZM68 182H67V184H68ZM150 182H152V181H150ZM158 182H159V180H158ZM158 182H156V183L159 184ZM191 182H192V181L189 180V183H191ZM203 182H204V181H203ZM235 182H236V181H235ZM165 183H166V184H165ZM187 183H188V182H187ZM192 183H194V182H192ZM197 183L200 184V181H198V182L196 181V184H197ZM201 183H202V182H201ZM233 183H234V182H233ZM43 184H44V183H43ZM157 184H156V185H157ZM194 184H195V183H194ZM231 184H232V183H231ZM74 185H75V186H78L76 182H75ZM166 185H167V186H166ZM187 185H191V186H192V184H187ZM204 185H205V184L202 183V186H204ZM75 186H74V187H75ZM154 186H155V184H154ZM191 186H189V187H191ZM195 186H196V185H195ZM199 186H200V185H199ZM207 186H208V185L206 184V187H207ZM41 187H42V186H41ZM187 187H188V186H187ZM193 187H194V186H193ZM228 187H230V185H229ZM235 187H237V186H235ZM14 188H16V187H14ZM178 188H177V190H178ZM200 188H201V187H200ZM202 188H203V187H202ZM230 188H232V187H230ZM16 189H17V188H16ZM28 189H29V188H28ZM33 189H34V188H33ZM181 189H182V188H181ZM186 189H187V188H186ZM194 189H195V187H194ZM194 189H192V190L190 189V190L194 192ZM197 189H198V188H197ZM211 189H212V188H211ZM211 189H210V190H211ZM213 189H215V188H213ZM222 189H223V188H222ZM222 189H221V190H222ZM12 190H13V188H12ZM30 190H31V189H30ZM30 190H29V191H30ZM42 190H43V189H42ZM182 190H183V189H182ZM208 190H209V189H208ZM29 191H28V192H29ZM32 191H33V190H32ZM104 191H105V190H104ZM178 191L180 192V190H178ZM197 191H198V190H197ZM197 191H196V192H197ZM211 191H213V190H211ZM211 191H210L209 193H212ZM263 191H264V190H262V192H263ZM13 192H15V190H14ZM33 192H34V191H33ZM33 192H32V193H33ZM96 192H97V191H96ZM98 192H99V191H98ZM175 192H177V191H175ZM187 192H188V191L186 190V193H187ZM205 192H206V191H205ZM227 192H228V191H227ZM227 192H223V191H221L219 194H222V193L224 194V193H225V195H226ZM244 192H246V190H245ZM260 192H261V191H260ZM29 193H31V192H29ZM183 193H184V191H182V194H183ZM191 193H192V192H191ZM206 193H207V192H206ZM213 193L215 194L216 191L213 192ZM217 193H218V192H217ZM228 193H229V192H228ZM91 194H93V193H91ZM95 194H96V193H95ZM95 194H93V195H95ZM100 194H102V193H100ZM109 194H110V193H109ZM180 194H181V193H180ZM192 194H193V193H192ZM234 194H235V193H234ZM11 195H13V194L11 193ZM83 195H84V194H83ZM102 195H103V194H102ZM193 195H194V194H193ZM210 195H211V194H209V196H210ZM227 195H228V194H227ZM243 195H244V194H243ZM37 196H38V194H37ZM97 196H99V195H97ZM174 196H175V195H174ZM174 196H173V197H174ZM189 196H190V195H189ZM189 196H188L187 198H189ZM202 196H204V195H202ZM213 196H214V195H213ZM222 196H223V195H222ZM250 196H251V195H250ZM250 196H249V197H250ZM33 197H34V194H33ZM33 197H32V198H33ZM105 197H106V196H105ZM156 197H157V195H156ZM158 197H159V193H158ZM161 197H162V196H161ZM169 197H170V196H169ZM207 197H208V196H207ZM224 197L227 198V196H224ZM234 197H235V196H234ZM242 197H243V196H242ZM242 197H241V198H242ZM244 197H245V195H244ZM252 197H253V196H252ZM32 198H31V199H32ZM81 198H82V197H81ZM174 198H175V197H174ZM192 198H194V197H192ZM220 198H221V197H220ZM226 198H224V199H226ZM12 199H14V198H12ZM34 199H35V197H34ZM105 199H106V198H105ZM175 199H176V198H175ZM177 199H178V198H177ZM189 199H190V198H189ZM199 199H200V198H199ZM207 199H208V198H207ZM207 199H206V200H207ZM222 199H223V198H222ZM246 199H247V197H246ZM246 199L244 200V198H243L244 202L247 201ZM253 199H254V198H253ZM15 200H16V199H15ZM25 200H27V202H29V201H28V198L25 199ZM36 200H37V199H36ZM110 200H111V199H110ZM115 200H116V199H115ZM185 200H187V199H185ZM31 201H32V200H31ZM31 201H30V203H31ZM117 201H118V200H117ZM183 201H184V200H183ZM196 201H198V200H196ZM200 201H201V200H200ZM202 201H203V200H202ZM227 201H228V200H227ZM227 201H226V202H227ZM233 201H235V200H233ZM114 202H115V201H114ZM114 202H113V203H114ZM190 202H191V201H190ZM198 202H199V201H198ZM205 202H206V201H205ZM205 202L203 201V203H205ZM230 202H231V200H230ZM235 202H237V201H235ZM235 202H234V203H235ZM247 202H248V201H247ZM33 203H36V204H37V201L34 200ZM38 203H39V201H38ZM40 203H41V204H44L45 202H41V201H40ZM131 203H132V202H131ZM185 203H187V202H185ZM188 203H189V202H188ZM231 203H232V202H231ZM238 203H240V202H238ZM238 203H237V205H238ZM242 203H243V202H242ZM15 204H16V203H15ZM27 204H28V206H29V203H27ZM41 204H40V205H41ZM45 204H46V203H45ZM121 204H122V203H121ZM121 204L118 203L117 206H118V205L121 206ZM124 204H125V203H124ZM245 204H246V203H245ZM245 204L243 203V204H241V206L245 207ZM261 204H262V203H260L259 205H261ZM12 205H13V202H12ZM33 205H34V204H33ZM87 205H89V204H87ZM94 205H95V204H94ZM96 205H97V204H96ZM111 205H112V204H111ZM187 205H189V204H187ZM228 205H229V203H228ZM228 205H227V206H228ZM235 205H236V204H235ZM246 205H247L249 208H250V207L252 208V205H253V204L251 205V203H250V206H249L248 203H247ZM256 205H257V204H256ZM256 205H255V207H253V208L257 209V208H256ZM9 206H10V205H9ZM18 206H19V204H18V201H17V205L14 206L15 208H14L13 206H12V207L10 206V207L13 208V209H15L14 211L17 212V210L19 209ZM36 206H37V205H36ZM97 206H98V205H97ZM99 206H100V205H99ZM182 206H184V203H183ZM192 206H193V205H192ZM241 206H240V207H241ZM253 206H254V205H253ZM261 206H262V205H261ZM41 207H44V208H45L44 205H41ZM41 207H40V208H41ZM85 207H86V206H85ZM88 207H90V206H88ZM92 207H94V206L92 205ZM185 207H186V206H185ZM187 207H189V206H187ZM243 207H242V208H243ZM258 207H259V206H258ZM1 208H2V207H1ZM1 208H0V210H1ZM11 208H10V211H9V209H7L6 213L4 214L5 217L3 218V220L6 219V221H3V220L0 221V229H1V230H2L3 228H5V226H6V222L9 223L10 220L13 219V218L10 219V216H11V213H12V212H11ZM20 208H21V207H20ZM40 208H39V209H40ZM44 208H42L41 210H43ZM52 208H53V207H52ZM52 208H51V210L53 211ZM94 208H95V207H94ZM97 208H98V207H97ZM99 208H100V207H99ZM99 208H98V210H97V209H96V210L99 211ZM101 208H102V207H101ZM103 208H104V207H103ZM103 208H102V209H103ZM181 208H182V207H181ZM229 208H232V206L229 207ZM235 208H239V207L237 206V207H235ZM245 208H247V207H245ZM253 208L250 209V210H253ZM259 208H260V207H259ZM259 208H258V210H259ZM262 208H264V206H263ZM4 209H6V207H5ZM13 209H12V211H13ZM45 209L47 210V207H46ZM55 209H57V208H55ZM75 209H76V208H75ZM75 209H74V210H75ZM91 209H92V208H91ZM105 209H106V208H104V210H105ZM115 209H116V207H115ZM182 209H183V208H182ZM260 209H261V208H260ZM2 210H3V209H2ZM2 210H1V211H2ZM41 210L39 211L40 213L44 211V210H43V211H41ZM57 210H58V209H57ZM84 210H85V209H84ZM84 210H83V211H84ZM87 210L89 211V209H87ZM96 210L93 211V212L95 213ZM229 210H230V209H229ZM237 210H238V209H237ZM240 210H241V209H240ZM258 210H257V211H258ZM261 210H262V209H261ZM261 210H259V212H260ZM263 210H264V209H263ZM36 211H38L37 208H36ZM36 211H35V212H36ZM55 211H56V210H55ZM70 211L73 212L72 209H71ZM77 211H78V209H77ZM77 211H76V212H77ZM105 211H106V210H105ZM108 211H109V209H108ZM193 211H194V210H193ZM18 212H19V211H18ZM39 212H38V214H39ZM44 212H45V211H44ZM53 212H54V211H53ZM56 212H57V211H56ZM58 212H59V211H58ZM76 212H75V214L77 215L78 212H77V213H76ZM79 212H80V211H79ZM81 212H82V211H81ZM91 212H92V211H91ZM99 212H100V211H99ZM99 212H96V213H99ZM101 212H102V211H101ZM110 212H112V211H110ZM186 212H187V214H189V215H193V214L195 213V211H194V212H190V211H188V208H187V209L184 208V210H183V214L186 213ZM217 212H218V211H217ZM229 212H230V211H229ZM237 212H238V211H237ZM248 212H249V211H248ZM254 212H255V211H254ZM254 212H253V213H254ZM13 213H14V212H13ZM13 213H12V214H13ZM19 213H20V215H24V213L22 214V212H19ZM19 213H16V214H19ZM45 213H46V212H45ZM45 213H44V214H45ZM54 213H55V212H54ZM59 213H60V212H59ZM83 213H84V212H83ZM83 213H82V215H83ZM103 213H104V212H103ZM105 213H106V212H105ZM107 213H108V212H107ZM135 213H137V212H133V211H132L131 213L129 212V214H135ZM213 213H214V212H213ZM260 213H261V212H260ZM50 214H51V213H50ZM55 214H56V213H55ZM100 214H101V213H100ZM100 214H98V215H100ZM110 214L112 215L113 213H110ZM138 214H140V216L142 215V213H138ZM180 214H182V213H180ZM180 214H179V215H180ZM183 214H182V215H183ZM200 214H202V213H200ZM203 214H204V213H203ZM203 214H202V215H203ZM215 214H216V213H215ZM227 214H228V213H227ZM251 214H252V212H251ZM257 214H258V213H257ZM20 215H19V216H18V215H15V216H16V217H15V220H16L17 216H18V219H19ZM25 215H26V214H25ZM36 215H37V214H36ZM113 215H114V214H113ZM119 215H120V214H119ZM143 215L145 216V213H143ZM150 215H151V214H150ZM205 215H206V213L204 214V216H205ZM213 215H214V214H213ZM216 215H217V214H216ZM216 215H215V216H216ZM234 215H237V213H236V214L234 213ZM246 215H247V214H246ZM252 215H253V214H252ZM261 215L264 216V214H261ZM38 216H39V215H38ZM80 216H81V215H80ZM83 216H84V215H83ZM116 216H117V215H116ZM120 216H121V215H120ZM152 216H153V215H152ZM200 216H201V215H200ZM206 216H208V215H206ZM229 216H230V215H229ZM229 216H227V217H229ZM247 216H248V215H247ZM250 216H251V215H250ZM255 216H256V215H255ZM25 217H26V216H25ZM39 217H40V216H39ZM117 217H118V216H117ZM117 217H114V218H117ZM224 217H225V216H224ZM231 217H232V216H231ZM20 218H23V220L25 219L24 217H20ZM26 218H27V217H26ZM119 218H120V217H119ZM121 218H123V215H122ZM129 218H130V217H129ZM131 218H132V217H131ZM144 218H145V217H144ZM180 218H182L181 215H180ZM207 218H208V217H207ZM207 218H203L202 220H204V219L207 220ZM222 218H223V217H222ZM255 218L257 219V217H255ZM255 218H254V219H255ZM263 218H264V217H263ZM18 219H17V220H18ZM37 219H38V218H37ZM45 219H46V218H45ZM141 219H142V218H141ZM200 219H201V217H200ZM208 219H209V218H208ZM223 219H224V218H223ZM23 220H22V222H23ZM43 220H44V219H43ZM43 220H42V223L45 222V221H43ZM117 220H120V219L117 218ZM127 220H128V219H127ZM180 220H181V219H180ZM226 220H227V218H226ZM228 220H229V219H228ZM230 220H231V219H230ZM18 221H19V220H18ZM46 221H47V219H46ZM129 221H131V219L127 221L128 224H131L132 222L129 223ZM132 221H133V218H132ZM188 221H189V220H188ZM200 221H201V220H200ZM22 222H21V226L23 225L24 222H25V225H26V222H27V221H24L23 223H22ZM51 222H52V221H51ZM53 222H54V221H53ZM117 222H118V221H117ZM127 222L125 223L126 226H127ZM133 222H134V221H133ZM178 222H179V219H178L176 222H174V225H175L174 227H175V228L177 227ZM193 222H195V221H193ZM201 222H202V221H201ZM204 222H205V221H204ZM261 222H262V221H261ZM47 223H48V221H47ZM49 223H50V222H49ZM137 223H138V220H137ZM187 223H188V222H187ZM187 223H186V224H187ZM195 223H196V222H195ZM195 223H194V224H195ZM199 223H200V222H199ZM199 223H198V224H199ZM210 223H211V222H210ZM222 223H223V222H222ZM227 223H229V221H228ZM259 223H260V222H259ZM132 224H133V223H132ZM132 224H131V225H132ZM134 224H135V223H134ZM138 224H139V223H138ZM140 224H142V223H140ZM189 224H190V223H189ZM201 224H202V223H201ZM203 224H204V223H203ZM223 224H225V223H223ZM223 224H222V226H223ZM230 224H231V222H230ZM255 224H256V223H255ZM257 224H258V223H257ZM7 225H8V224H7ZM30 225H31V224H30ZM30 225H29V226H30ZM41 225H42V224H41ZM48 225H51V224H48ZM136 225H137V224H136ZM136 225H135V226H136ZM142 225L144 226V223H143ZM187 225H188V224H187ZM187 225H186V226H187ZM191 225H192V224H191ZM191 225H190V226H191ZM204 225H205V224H204ZM209 225H210V224H209ZM259 225H260V224H259ZM259 225H258V226H259ZM10 226H11V225H10ZM27 226H28V225H27ZM33 226H34V225H33ZM42 226H43V225H42ZM53 226H54V224H53ZM139 226H141V225H138V227H139ZM143 226H142V227H143ZM145 226H147V225H145ZM148 226H151V225H148ZM186 226H185V228H186ZM195 226H196V225H195ZM200 226H201V225H200ZM207 226H208V225H207ZM228 226H229V225H228ZM231 226H232V225H231ZM231 226H230V227H231ZM255 226L258 227L257 225H255ZM19 227H20V226H19ZM35 227H37V226H35ZM50 227H51V226H50ZM129 227H130V226H129ZM133 227H134V226H133ZM187 227H188V226H187ZM193 227H194V226H193ZM198 227H199V226H198ZM219 227H220V226H219ZM226 227H227V226H226ZM22 228H23V227H22ZM41 228H42V227H41ZM48 228H49V227H48ZM52 228H53V227H52ZM140 228H141V227H140ZM188 228H190V227H188ZM195 228H196V227H195ZM201 228H202V227H200V230H202ZM227 228H228V227H227ZM237 228H238V227H237ZM33 229H34V228H33ZM58 229H59V231H60L61 228H58ZM131 229H132V228H131ZM142 229H143V228H142ZM144 229H147V228H144ZM183 229H184V228H183ZM186 229H187V228H186ZM186 229H184V230H186ZM198 229H199V228H198ZM238 229H239V231L241 230L240 228H238ZM258 229L261 230V228H259V227H258ZM263 229H264V228H263ZM51 230H52V229H51ZM53 230H54V228H53ZM61 230H63V229H61ZM174 230H176V229H174ZM192 230H193V229H192ZM192 230H191V232H192ZM194 230H195V229H194ZM222 230H224V229H222ZM260 230H257V229H256V231H260ZM17 231H18V230H17ZM17 231H16V232H17ZM59 231H58V232H59ZM67 231H68V230H67ZM73 231H74V230H73ZM197 231H198V230H197ZM225 231H226V230H225ZM232 231H233V230H232ZM241 231H242V230H241ZM241 231H240V232H241ZM244 231H245V230H244ZM42 232H43V231H42ZM55 232H56V231H55ZM62 232H63V231H62ZM64 232H65V230H64ZM70 232H71V231H70ZM200 232L203 233L204 230H202V231H200ZM214 232H215V231H214ZM214 232H212V233L214 234ZM221 232H222V231H221ZM226 232H227V231H226ZM236 232H237V231H236ZM236 232H235V233H236ZM49 233H50V232H49ZM65 233H66V232H65ZM177 233H178V232H177ZM177 233H176V234H177ZM196 233H197V232H196ZM196 233H194V235H195ZM212 233H211V235H213ZM217 233H218V232H215V236H217ZM258 233H259V232H258ZM262 233H263V232H262ZM13 234H14V233H13ZM53 234H54V232H53ZM63 234H64V233H63ZM71 234H72V233H71ZM74 234H77V233H75V231H74ZM176 234H175V235H176ZM230 234H231V233H230ZM236 234H237V233H236ZM50 235H51V233L49 234V236H50ZM78 235H79V234H78ZM136 235H137V234H133V235H131V236L128 238V240H129L130 242H131V241H138V240H140L141 237H140L139 235H137V236H136ZM233 235H234V234H233ZM238 235H239V232H238ZM255 235H256V234H255ZM258 235H259V234H258ZM263 235H264V234H263ZM1 236H2V235H1ZM56 236H57V235H56ZM59 236H61V235H59ZM64 236H65V234H64ZM64 236H63V237H64ZM66 236H67V235H66ZM70 236H71V235H70ZM79 236H80V235H79ZM200 236H201V235H200ZM215 236H214V238H215ZM226 236H227V235H226ZM72 237H73V236H72ZM80 237H81V236H80ZM192 237L197 238V234H196V237H195V236H192ZM235 237H236V236H234V238H235ZM256 237H257V235H256ZM56 238H58V237H56ZM60 238H61V237H60ZM76 238H77V237H76ZM83 238H84V237H83ZM169 238H170V237H169ZM169 238H168V240H169ZM190 238H191V237H190ZM190 238H189V240H187V242H185V244L180 243V244H176L175 246H173V248L171 249V252H170L169 255H168L167 260H165V262L163 261V263H161V262H160V263H161V264H200L202 259H201V257H200L199 254H198V250H199V249L196 251V249L192 247L191 243H192V241H193L194 238H193V239L191 238L192 240H191ZM216 238L218 239V236H217ZM219 238H220V236H219ZM231 238H232V237H231ZM45 239H46V238H45ZM48 239H50V238H48ZM72 239H73V238H72ZM197 239H198V238H197ZM200 239H201L200 241H202V243H203V242L206 243L207 240H209V238H206V239H205L204 236H202V238H200ZM217 239H216V241H217ZM221 239H223V236L221 237ZM227 239H229V238H227ZM236 239H237V238H236ZM239 239H240V235H239ZM239 239H238V240H239ZM68 240H69V239H68ZM83 240H84V239H83ZM170 240H171V239H170ZM198 240H199V239H198ZM198 240H197V241H198ZM223 240H226V239H223ZM44 241H45V242H43L42 244H40L41 246H39V247H40L44 252H46V250H47V245H46V244L50 243V241L48 242L47 239L44 240ZM216 241H215V242H216ZM240 241H241V240H240ZM240 241H239V243H240ZM30 242H31V241H30L29 239H23V243H26L27 246L30 245ZM77 242H78V241H77ZM167 242H168V241H167ZM215 242H214V243H215ZM217 242L220 243V241H217ZM221 242H222V241H221ZM228 242H229V241H228ZM170 243H171V242L169 241L168 244H170ZM195 243H196V242H195ZM199 243H200V242H199ZM222 243H223L224 245L227 244V243H224V241H223ZM235 243H236V242H235ZM235 243H234V244H235ZM19 244H20V239H18V236H17V235H14V236H13V240H12L9 244H7V248H6V250L9 251V253H11V254H15L16 252L14 251V249H15ZM65 244H66V243H65ZM78 244H79V243H78ZM81 244H82V243H81ZM164 244H165V243H164ZM200 244H201V243H200ZM207 244L209 245V244H211V243L208 241ZM54 245H55V243H54ZM165 245H166V244H165ZM178 245H179V246H178ZM212 245H216V244H212ZM221 245H222V244H221ZM238 245H239V244H238ZM118 246H119V244H113V243H112L110 249H114V248H116V247H118ZM166 246H167V245H166ZM166 246H165V247H166ZM196 246H197V245H196ZM205 246H206V245H205ZM225 246H226V245H225ZM233 246H234L233 248H230V247L227 248V249H228V252H227V253L232 254L231 259H232L233 257H235L234 255H237V254L239 253V251L241 250V249H240V250L237 249L236 244L233 245ZM235 246H236V249H235ZM257 246H258V245H257ZM5 247H6V246H5ZM51 247H52V246H51ZM63 247H64V245H63ZM63 247H62L61 250L59 251V254H57L58 257H59V258H58L59 262H57L58 264H71V263H73L74 261H76L77 259L80 258V254H82V253H79V251L77 252L76 250H74L73 252L71 251V255L68 257V255L70 254V252H68V250H67V251H62ZM212 247H213V246H212ZM226 247H227V246H226ZM239 247H241V246H239ZM34 248H35V246L33 247V249H34ZM104 248H105V250H106V247H104ZM179 248H181V252H179L177 255L174 253V254H175V256H174V254H172V252L178 250ZM197 248H198V247H197ZM209 248H211V247H209ZM241 248H242V247H241ZM256 248H257V247H255V249H256ZM35 249H36V248H35ZM98 249H99V248H98ZM160 249H161V248H160ZM217 249H218V248H217ZM224 249H225V248H224ZM224 249H223V250H224ZM4 250H5V249H4ZM4 250H3V251H4ZM42 250H41V251H42ZM77 250H78V249H77ZM79 250H82V249L79 248ZM215 250H216V249H215ZM218 250H219V249H218ZM258 250H259V249H258ZM0 251H1V249H0ZM7 251H6V252H7ZM13 251H14L15 253H14ZM29 251H30V250H29ZM36 251L38 252V250H36ZM93 251H94V250H93ZM102 251H103V250H102ZM199 251H200V250H199ZM25 252L28 253V251H25ZM32 252H35V251H32ZM83 252H85V251L83 250ZM104 252H105V251H104ZM263 252H264V251H263ZM35 253H36V252H35ZM68 253H69V254H68ZM85 253H87V252H85ZM100 253H101V252H100ZM100 253H99V254H100ZM106 253H107V252H106ZM141 253H142V252H141ZM258 253H259V252H258ZM258 253H257V254H258ZM36 254H37V253H36ZM128 254L131 255L130 253H127V254H125V256L128 255ZM133 254H134V253H133ZM138 254H139V253H138ZM138 254H137V255H138ZM3 255H4V254H3ZM31 255H33V254H30V256H31ZM38 255H39V254H38ZM42 255H43V253L41 254V256H42ZM82 255H83V254H82ZM82 255H81V256H82ZM102 255H103V254H102ZM104 255H105V254H104ZM137 255H136V256H137ZM141 255H142V254H141ZM0 256H1V255H0ZM6 256H7V255H6ZM11 256H12V255H11ZM17 256H18V254H17ZM23 256H24V255H23ZM30 256H29V257H30ZM34 256H35V255H34ZM41 256H40V259H41ZM84 256H85V255H84ZM87 256H88V255H87ZM89 256H90V255H89ZM138 256H139V255H138ZM142 256H144V255H142ZM44 257H45V256H44ZM102 257H103V256H102ZM126 257H127V256H126ZM130 257L132 258L133 255L130 256ZM139 257H140V256H139ZM11 258H13V257H11ZM17 258H18V257H17ZM22 258H23V257H22ZM37 258H38V260H39V257H37ZM45 258H46V257H45ZM45 258H42V259H45ZM64 258H66L65 261L63 260ZM122 258H125V257H122ZM127 258H128V257H127ZM137 258H138V257H137ZM137 258H136V259H137ZM144 258H145V257H144ZM148 258H149V257H148ZM246 258H247V257H246ZM25 259H26V258H25ZM25 259H24V260H25ZM132 259H133V258H132ZM141 259H142V258H141ZM247 259H248V258H247ZM257 259H258V258H257ZM261 259H262V257H261ZM261 259H260V260H261ZM81 260H82V259H81ZM83 260H85V257L83 258ZM93 260H94V259H93ZM99 260H100V259H99ZM124 260H125V259H124ZM145 260H147V259H145ZM154 260H155V259H154ZM242 260H243V259H242ZM242 260L239 261V262L243 263ZM258 260H259V259H258ZM258 260H257V261H258ZM41 261H42V260H41ZM41 261H39V262H41ZM56 261H57V260H56ZM100 261H101V260H100ZM125 261H126V260H125ZM132 261H133V260H132ZM134 261H135V260H134ZM134 261H133V262H134ZM138 261H140V260H138ZM202 261H203V260H202ZM204 261H206V260H204ZM218 261H219V260H218ZM249 261H251V260H249ZM257 261H256V263H257ZM261 261H262V260H261ZM85 262H86V261H85ZM127 262H128V261H127ZM130 262H131V261H130ZM207 262H208V261H207ZM226 262H230V261H226V260H225V257H224V258L221 259V262H220V263H221V264H225ZM74 263H75V262H74ZM120 263H121V262H120ZM131 263H132V262H131ZM141 263H142V261H141ZM141 263H140V264H141ZM157 263H158V262H157ZM204 263H205V262H204ZM232 263H233V261H232ZM248 263H249V262H248ZM250 263H251V262H250ZM253 263H255V261H254ZM258 263H259V262H258ZM85 264H91V263H90V262H87V263H85ZM109 264H111V262H110ZM133 264H134V263H133ZM135 264H137V263H135ZM217 264H219V263H217Z\"/></svg>", "mask_w": 264, "mask_h": 264}]
</instances>
